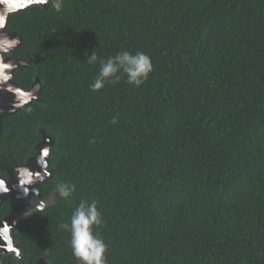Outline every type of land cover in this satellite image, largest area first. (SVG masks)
<instances>
[{"label": "trees", "instance_id": "1", "mask_svg": "<svg viewBox=\"0 0 264 264\" xmlns=\"http://www.w3.org/2000/svg\"><path fill=\"white\" fill-rule=\"evenodd\" d=\"M10 27L30 55L18 86L40 89L2 119L0 175L44 134L52 198L12 230L21 262L0 264H79L60 225L81 200L101 212L106 264H264V0H59ZM124 50L150 56L148 79L92 91L87 56ZM29 206L7 198L0 218Z\"/></svg>", "mask_w": 264, "mask_h": 264}, {"label": "water", "instance_id": "2", "mask_svg": "<svg viewBox=\"0 0 264 264\" xmlns=\"http://www.w3.org/2000/svg\"><path fill=\"white\" fill-rule=\"evenodd\" d=\"M9 6V12L12 15H19L27 12L32 7H39L47 10L48 0H4ZM7 67L2 69L6 76L5 87H0V135L2 133V119L12 116L23 110L25 107L32 105L38 101L40 82L34 79L31 87L27 91H22L15 80L16 70L20 68H28L29 63L15 62L11 59L3 63ZM1 76V75H0ZM52 140L42 134V141L35 147V154L29 158L22 166L8 168L6 170V178L0 175V183L8 188V191H0V207L4 200L13 197L18 200H26L30 206L26 212L19 216H5L0 218V255H13L14 258L21 262L20 247L14 243L12 239V230L18 223L24 220L28 215L43 210L50 205L49 197L44 200L38 199V187L41 183L52 177V172L48 170V154L52 147ZM47 152L45 156L44 153ZM46 162V167L44 166ZM27 169L32 174L31 184H20L22 173ZM24 188L28 189L27 194ZM47 255L41 258L35 264H48Z\"/></svg>", "mask_w": 264, "mask_h": 264}, {"label": "clouds", "instance_id": "3", "mask_svg": "<svg viewBox=\"0 0 264 264\" xmlns=\"http://www.w3.org/2000/svg\"><path fill=\"white\" fill-rule=\"evenodd\" d=\"M19 43L17 38L4 37L0 39V51H7ZM86 62L90 65H99V70L93 83L89 86L92 91H99L104 88L106 83L113 84L120 81L122 76L127 78V83L140 87L153 72V64L150 56L144 52L135 53L121 51L115 56L104 59L92 51L87 56ZM7 65L0 64V75L2 69ZM112 123L116 120L113 118ZM44 155H47L45 151ZM45 167L46 162H45ZM32 174L27 169L22 173L20 184H31ZM76 190L74 184L67 182L58 183L56 191L61 198H69ZM0 191L6 192L7 189L0 183ZM25 194L28 189L24 188ZM103 223L101 212L97 208V202L92 200H81L73 210L69 222L62 223L60 227L70 233V247L72 255L79 264H106L107 245L104 240L94 231Z\"/></svg>", "mask_w": 264, "mask_h": 264}, {"label": "flooded vegetation", "instance_id": "4", "mask_svg": "<svg viewBox=\"0 0 264 264\" xmlns=\"http://www.w3.org/2000/svg\"><path fill=\"white\" fill-rule=\"evenodd\" d=\"M58 2L59 0H48V3H47L48 6L46 9L48 10L51 8H56V6L58 5ZM12 16H16V15L10 14L8 4L4 0H0V39H3L4 37L19 39V43L13 48L8 49L7 51H0V64H3L9 59H11L15 62L18 61L24 64L28 62L30 65L29 53L25 54L21 52V49L23 47V41H22L20 34L12 30L10 27V20ZM22 69H25V68H20L16 70L15 80H16L17 73Z\"/></svg>", "mask_w": 264, "mask_h": 264}, {"label": "bare ground", "instance_id": "5", "mask_svg": "<svg viewBox=\"0 0 264 264\" xmlns=\"http://www.w3.org/2000/svg\"><path fill=\"white\" fill-rule=\"evenodd\" d=\"M5 80H6V76L3 74L0 76V87L3 88L5 87Z\"/></svg>", "mask_w": 264, "mask_h": 264}, {"label": "snow or ice", "instance_id": "6", "mask_svg": "<svg viewBox=\"0 0 264 264\" xmlns=\"http://www.w3.org/2000/svg\"><path fill=\"white\" fill-rule=\"evenodd\" d=\"M6 189H7V191H8V188L7 187H5Z\"/></svg>", "mask_w": 264, "mask_h": 264}]
</instances>
